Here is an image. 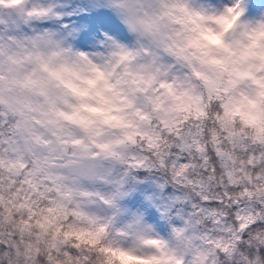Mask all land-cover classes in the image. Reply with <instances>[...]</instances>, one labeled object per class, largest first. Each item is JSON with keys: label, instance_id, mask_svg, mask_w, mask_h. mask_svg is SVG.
<instances>
[{"label": "snow or ice", "instance_id": "snow-or-ice-1", "mask_svg": "<svg viewBox=\"0 0 264 264\" xmlns=\"http://www.w3.org/2000/svg\"><path fill=\"white\" fill-rule=\"evenodd\" d=\"M0 264H264V0H0Z\"/></svg>", "mask_w": 264, "mask_h": 264}]
</instances>
